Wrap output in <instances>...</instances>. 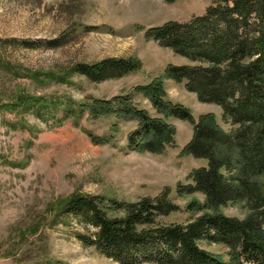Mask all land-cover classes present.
<instances>
[{
	"label": "rangeland",
	"instance_id": "rangeland-1",
	"mask_svg": "<svg viewBox=\"0 0 264 264\" xmlns=\"http://www.w3.org/2000/svg\"><path fill=\"white\" fill-rule=\"evenodd\" d=\"M221 1L0 0V264H155L141 249L121 256L84 245L80 236L94 238L97 230L63 214L76 196L104 200L114 219L127 213L111 203L167 201L175 211L159 216L154 230L187 226L209 213L202 210L206 196L189 190L194 173L208 162L184 152L200 118L212 116L227 133L234 127L220 106L202 103L188 83L169 73L206 65L161 46L148 32L187 24ZM120 59L137 60L141 68L103 82L78 72ZM152 86L196 122L167 119L176 129L175 142L158 154L131 146L140 123L121 115L116 103L129 100L163 120L139 90ZM98 102L116 103L115 111L96 116ZM221 213L239 220L250 215L237 202ZM201 247L228 260L223 245Z\"/></svg>",
	"mask_w": 264,
	"mask_h": 264
},
{
	"label": "trees",
	"instance_id": "trees-1",
	"mask_svg": "<svg viewBox=\"0 0 264 264\" xmlns=\"http://www.w3.org/2000/svg\"><path fill=\"white\" fill-rule=\"evenodd\" d=\"M148 38L191 62L206 65L173 67L169 73L175 81L188 83L202 103L220 106L233 131L222 130L212 116L196 123L185 107L164 100L161 87L139 90L152 99L163 120L150 118L123 98L116 100L119 113L139 121L140 129L130 137V144L143 153H162L174 144L176 129L167 119L196 123L184 153L206 160L208 167L194 173L195 186L189 190L206 196L202 210L209 213L187 226L154 230L159 216L175 211L167 201L111 203L127 213L123 219H114L104 210V200L76 196L63 214L97 230L94 238L80 236L84 245L114 255L130 256L141 249L146 261L155 264H264V0H222L187 24L151 29ZM140 68L137 60L120 59L80 66L78 72L93 82H103ZM116 103L98 102L94 114H112ZM236 202L248 207L250 215L245 220L221 213ZM201 242L225 246L228 260L205 251Z\"/></svg>",
	"mask_w": 264,
	"mask_h": 264
}]
</instances>
